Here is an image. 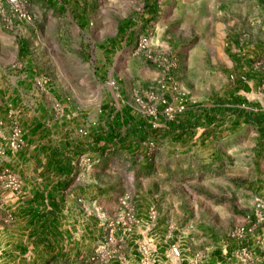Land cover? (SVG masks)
<instances>
[{
	"label": "rangeland",
	"instance_id": "374dc122",
	"mask_svg": "<svg viewBox=\"0 0 264 264\" xmlns=\"http://www.w3.org/2000/svg\"><path fill=\"white\" fill-rule=\"evenodd\" d=\"M82 1L89 9L84 26L64 11L46 10L40 17L32 9V24L18 30L20 43L33 45L41 65L76 104L98 107L113 90L119 102L149 120L125 132L120 142L132 144L111 148L106 163L114 165L122 184L118 199L129 197L157 262L164 241L181 246L182 257L171 258L176 264L225 249L248 217L256 221L255 197L264 196V121L219 133L207 146L156 138L153 131L170 123L180 131L181 112L166 113L162 102L175 105L180 94L185 105L214 103L221 121L235 116L241 107L230 104L226 93L232 75L243 71L260 81L243 110L264 113V0ZM122 26L127 30L118 35ZM115 37L117 54L102 64L98 47ZM13 191L0 169V232L16 222ZM152 209L157 217L149 220ZM135 246L138 260L131 262L139 263L138 241Z\"/></svg>",
	"mask_w": 264,
	"mask_h": 264
},
{
	"label": "crops",
	"instance_id": "0c3cea01",
	"mask_svg": "<svg viewBox=\"0 0 264 264\" xmlns=\"http://www.w3.org/2000/svg\"><path fill=\"white\" fill-rule=\"evenodd\" d=\"M32 1V9L40 17L46 10L64 11L79 27L89 22V9L82 0ZM32 22L0 29V169L17 181L13 191L16 222L0 232V264L137 261L135 242L146 228L138 223L131 233L123 234L112 224L123 211L118 199L122 184L115 179L114 165L106 163V154L117 145H131L129 139L120 142L123 134L148 125L149 120L119 102L113 90H107L95 108L76 104L73 95L64 94L62 83L41 65L33 45L20 43L18 30ZM125 30H119L118 35ZM130 37L126 34L125 41ZM116 45L115 37L98 47L102 64L110 54H117ZM232 77L226 94L230 104L241 107L235 116L221 121L214 103L189 102L180 114L177 134L170 123L155 129L153 137H171L187 146L199 141L196 145L207 146L219 133L262 123L264 113L243 110L260 81L246 71ZM16 125L23 129L18 148L10 144ZM159 132L167 135L158 137ZM138 214L147 212L138 209ZM251 221L248 217L247 222ZM258 225L257 232L249 234L246 245L250 255L244 261L235 255L237 244L231 241L224 244L229 247L227 254L223 255L222 249L204 258L198 255L187 264H264V222ZM110 235L113 238L109 240ZM160 245L156 264H176L169 256V243Z\"/></svg>",
	"mask_w": 264,
	"mask_h": 264
},
{
	"label": "built area",
	"instance_id": "2783aa9c",
	"mask_svg": "<svg viewBox=\"0 0 264 264\" xmlns=\"http://www.w3.org/2000/svg\"><path fill=\"white\" fill-rule=\"evenodd\" d=\"M31 2L32 0H0V29H10L18 23L33 21L34 13L32 11ZM176 98L180 101L175 105H171L166 98L163 99L162 102L164 103V111L166 113L182 112L185 109L186 105L183 103L185 101L183 94H180ZM22 133V127L20 125H16L12 134V139L10 140V144L17 148L20 147L22 144ZM11 182L13 184V189L15 190L17 187V181L12 178ZM128 202V196H124L121 199L123 211L112 223L118 225L121 228L123 234L131 233L134 229V226L137 224V217L135 213L129 208ZM96 204L97 203L95 202L94 206L99 208V206ZM254 214L256 216L255 222L242 225L234 232L236 238L233 239V241L236 242L237 246L235 247L238 251L235 255L243 261L250 255L248 246L246 245L249 234L256 233V229L259 226L258 224L264 222V196L262 195H257L255 197ZM156 217V210H150L148 213V219L152 220ZM112 238L113 236L110 235L109 240ZM138 245H140L139 251L141 252L142 260L139 263L127 261L126 264H156L157 260L155 256V248L151 240L147 236H144L138 241ZM227 247L228 246L226 245L223 254L228 253ZM169 256L176 260L182 257V248L178 243L173 242L170 244ZM95 258L96 257L94 256L93 259Z\"/></svg>",
	"mask_w": 264,
	"mask_h": 264
},
{
	"label": "trees",
	"instance_id": "16d2710c",
	"mask_svg": "<svg viewBox=\"0 0 264 264\" xmlns=\"http://www.w3.org/2000/svg\"><path fill=\"white\" fill-rule=\"evenodd\" d=\"M122 31H124V26L120 27V32H122ZM165 135H167V134H166V133H162V132H159V133L157 134L158 137H163V136H165Z\"/></svg>",
	"mask_w": 264,
	"mask_h": 264
}]
</instances>
